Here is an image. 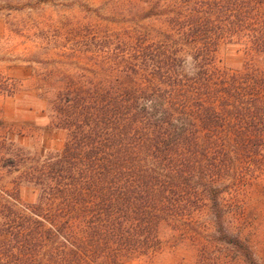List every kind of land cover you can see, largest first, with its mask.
Here are the masks:
<instances>
[{
	"label": "trees",
	"instance_id": "trees-1",
	"mask_svg": "<svg viewBox=\"0 0 264 264\" xmlns=\"http://www.w3.org/2000/svg\"><path fill=\"white\" fill-rule=\"evenodd\" d=\"M162 1L150 0L143 14H165L159 42L146 45L139 32L111 56L99 79L68 76L42 86L51 127L65 140L20 174L13 202L0 206V264H79L81 256L115 262L157 244L160 224L182 213L199 181L209 185L205 177L226 167L223 157L216 166L208 150L223 122L214 105L216 84L227 97L224 114L244 121L261 115L251 96L264 79L245 74L240 88L234 75L210 82L220 40L231 44L247 30L254 49L264 51V26L250 6L264 0H169L163 9ZM23 188L36 194L34 203L20 202ZM209 190L216 212V189ZM47 245L52 249L43 262L39 250Z\"/></svg>",
	"mask_w": 264,
	"mask_h": 264
},
{
	"label": "rangeland",
	"instance_id": "rangeland-1",
	"mask_svg": "<svg viewBox=\"0 0 264 264\" xmlns=\"http://www.w3.org/2000/svg\"><path fill=\"white\" fill-rule=\"evenodd\" d=\"M160 4L163 9L170 2ZM151 5L150 0H0V206L13 202L14 185L33 161L63 146L65 133L51 127L42 86L62 84L68 76L99 79L102 68L111 67V56L139 32L146 45L159 42L165 14L145 17ZM250 6L264 26V2ZM247 34L240 30L231 44L220 40L218 71H212L216 81L210 83L231 75L236 87L245 74L264 79V51L254 49ZM216 91V114L223 122L208 150L209 156L216 154V166L223 157L226 167L221 164L211 180L205 177L209 185L199 181L182 213L160 224L157 244L115 262L81 256L79 264H264V85L251 96L259 100L261 115L252 120L248 114L247 121L224 114L226 94L217 84ZM209 187L216 189V212ZM19 200L32 204L36 194L21 190ZM51 249H40L38 259L45 262L44 252Z\"/></svg>",
	"mask_w": 264,
	"mask_h": 264
},
{
	"label": "crops",
	"instance_id": "crops-1",
	"mask_svg": "<svg viewBox=\"0 0 264 264\" xmlns=\"http://www.w3.org/2000/svg\"><path fill=\"white\" fill-rule=\"evenodd\" d=\"M22 190H30V191H33L31 188H23Z\"/></svg>",
	"mask_w": 264,
	"mask_h": 264
}]
</instances>
